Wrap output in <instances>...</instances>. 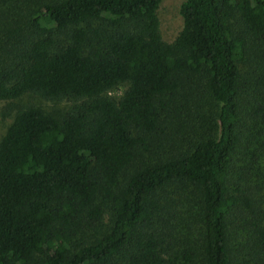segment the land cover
<instances>
[{
  "label": "trees",
  "instance_id": "obj_1",
  "mask_svg": "<svg viewBox=\"0 0 264 264\" xmlns=\"http://www.w3.org/2000/svg\"><path fill=\"white\" fill-rule=\"evenodd\" d=\"M160 2L0 0V264H264V0Z\"/></svg>",
  "mask_w": 264,
  "mask_h": 264
},
{
  "label": "rangeland",
  "instance_id": "obj_2",
  "mask_svg": "<svg viewBox=\"0 0 264 264\" xmlns=\"http://www.w3.org/2000/svg\"><path fill=\"white\" fill-rule=\"evenodd\" d=\"M182 2L183 0H161L159 4L156 12L159 21V34L162 41L165 43L172 42L182 27V20L179 15V7ZM20 29L27 34L26 22L20 25ZM122 90L123 87L115 89L109 93V96L118 98ZM20 103L22 107L34 106L51 115H56L61 109L60 105L45 102L31 95L23 96L20 99ZM1 107L2 103L0 102V108ZM173 130L175 131L176 129L174 128Z\"/></svg>",
  "mask_w": 264,
  "mask_h": 264
}]
</instances>
